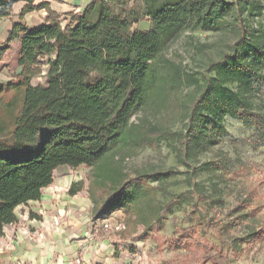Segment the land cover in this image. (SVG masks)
Listing matches in <instances>:
<instances>
[{
	"label": "trees",
	"instance_id": "16d2710c",
	"mask_svg": "<svg viewBox=\"0 0 264 264\" xmlns=\"http://www.w3.org/2000/svg\"><path fill=\"white\" fill-rule=\"evenodd\" d=\"M24 1L19 20L32 11L44 10L46 16L33 30L13 22L7 35V43L20 44V70L0 83V234L16 222L17 207L40 199L62 166L89 168L94 219L122 209L146 230L161 221L167 206L161 208L157 194L173 168L126 171L123 164L146 147L160 153V140L172 133L169 122L182 86L196 88L179 139V161L189 169L196 200L190 159L217 142V124L225 116L252 128L254 145L264 144V108L253 109L244 93L228 85L264 71V40L243 23L247 2L134 0L128 6L127 0H92L82 12H68L62 24L48 1ZM5 15L0 6V19ZM140 20L147 26H135ZM224 21L236 37L220 58L205 62L201 83L173 63L160 64L159 56L179 35L217 29ZM41 76L44 83L33 84ZM149 108L161 114L154 123L133 120ZM83 188L81 179L67 193Z\"/></svg>",
	"mask_w": 264,
	"mask_h": 264
},
{
	"label": "rangeland",
	"instance_id": "374dc122",
	"mask_svg": "<svg viewBox=\"0 0 264 264\" xmlns=\"http://www.w3.org/2000/svg\"><path fill=\"white\" fill-rule=\"evenodd\" d=\"M12 1L0 2L6 13L0 19L2 84L17 70L19 42L7 43L13 21L34 28L46 16L43 10L32 11L19 20L24 0L15 1L8 9ZM53 1L64 24L65 10L78 12L84 0ZM133 1L127 0L128 6ZM243 1L249 4L243 23L254 27L264 40V0ZM136 2L139 4V0ZM222 24L217 29L182 33L161 53L160 64L173 63L201 83L205 62L220 58L236 37L229 22ZM135 26L144 28L147 22L140 20ZM42 71L46 73L47 66L43 65ZM259 73L228 83L244 93L255 110L264 108V71ZM37 83H44V77L35 78L33 84ZM195 92L194 86L179 89L169 122L172 133L160 140V153L146 147L123 164L126 171L147 165L173 168V175L163 181L157 194L161 208L167 206L161 221L146 230L122 209L107 218L94 219L87 192L89 168L62 166L54 171L53 182L42 190L40 199L17 207L16 222L3 228L0 264H264V144L254 145L253 129L225 116L217 124V142L190 159L196 168L200 196L196 200L189 169L179 161L180 133ZM158 116V111L149 108L133 120L154 123ZM205 162L211 164L203 166ZM81 179L84 188L74 196L68 195L70 184Z\"/></svg>",
	"mask_w": 264,
	"mask_h": 264
},
{
	"label": "crops",
	"instance_id": "0c3cea01",
	"mask_svg": "<svg viewBox=\"0 0 264 264\" xmlns=\"http://www.w3.org/2000/svg\"><path fill=\"white\" fill-rule=\"evenodd\" d=\"M21 1H23V0H19L18 2H21ZM40 2H41V0H39ZM46 1H48L49 2V4H50V7L53 9V10H55L56 12H58L57 11V8L53 5V0H46ZM67 1V0H66ZM73 1H75V0H73ZM92 0H84L83 1V4H81V6L79 7L80 8V10L78 11V12H82L83 11V9L85 8V6L89 3V2H91ZM75 3H77V2H74V4ZM82 3V2H81ZM24 4H25V1H24ZM78 5V4H77ZM23 6V5H22ZM22 6L20 7V9L22 8ZM44 11V10H43ZM45 12V11H44ZM68 12H70V10H65V14H67ZM45 18V17H44ZM13 22H20V21H16V20H14ZM21 23V22H20ZM43 23H44V21H43ZM43 23H41V24H43ZM40 24V25H41ZM12 26V25H11ZM38 27V26H37ZM34 28H36V27H34ZM34 28H29V30H33ZM11 29V28H10ZM19 52H20V44H19ZM19 56V55H18ZM17 59H18V57H17ZM16 64H17V61H16ZM20 70V67L17 65V70H16V72H18Z\"/></svg>",
	"mask_w": 264,
	"mask_h": 264
}]
</instances>
